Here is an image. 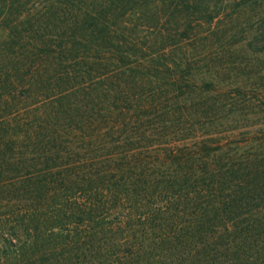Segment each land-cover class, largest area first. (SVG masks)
Masks as SVG:
<instances>
[{
    "label": "trees",
    "instance_id": "16d2710c",
    "mask_svg": "<svg viewBox=\"0 0 264 264\" xmlns=\"http://www.w3.org/2000/svg\"><path fill=\"white\" fill-rule=\"evenodd\" d=\"M0 264H264V0H0Z\"/></svg>",
    "mask_w": 264,
    "mask_h": 264
}]
</instances>
